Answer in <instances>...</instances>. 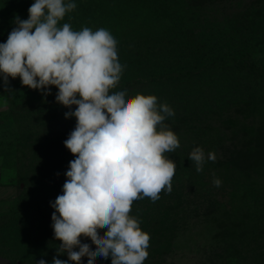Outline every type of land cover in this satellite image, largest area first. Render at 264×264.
<instances>
[{"label":"trees","instance_id":"obj_1","mask_svg":"<svg viewBox=\"0 0 264 264\" xmlns=\"http://www.w3.org/2000/svg\"><path fill=\"white\" fill-rule=\"evenodd\" d=\"M34 2L0 0V43L16 26L15 16L28 19ZM68 2L77 7L58 21V27L68 23L74 31L103 28L117 41L123 71L110 94L126 90V100L154 95L158 105L166 103L174 111L164 121L180 142L179 148L164 153L177 166L172 191L164 190L155 202L149 197L133 201L129 215L140 227L162 228L177 210L181 189H191L214 207L224 206L223 195L211 188L221 190L224 184L231 202L256 198L259 193L246 174L264 170V0H64ZM8 79L11 93L0 73V97L12 99L9 111L29 108L44 126L50 124L39 142L40 149L49 150L40 155L43 160L31 161L29 170L17 169L9 183L21 191L12 200L31 204L26 213L36 223L24 235L39 253L48 245L55 211L50 202L63 194L65 173L76 158L64 141L77 120L65 118L70 109L56 102L55 86H49L51 94L45 96L22 85L18 76ZM196 147L206 157L209 152L216 155L214 162L206 159L200 173L189 159ZM223 171L227 176L222 180L218 175ZM214 178L221 180L219 187ZM61 243L52 241L51 253H57L55 245Z\"/></svg>","mask_w":264,"mask_h":264},{"label":"clouds","instance_id":"obj_2","mask_svg":"<svg viewBox=\"0 0 264 264\" xmlns=\"http://www.w3.org/2000/svg\"><path fill=\"white\" fill-rule=\"evenodd\" d=\"M76 7L64 0H35L27 20L15 16L16 26L0 43V73L9 93V77H20L22 85L45 96L55 86L56 102L70 109L65 118L77 120L64 141L76 158L65 173L63 194L50 202L54 237L62 242L57 255L66 253L68 260L54 256L52 264H82L85 256L87 264H96L97 257H111V264H144L150 235L129 213L133 201L149 197L155 202L162 190L172 191L177 166L164 153L180 142L164 121L174 111L166 103L158 105L154 95L126 100V90L110 94L123 71L117 41L103 28L58 27ZM189 159L200 173L206 159L214 162L216 155L206 157L196 147ZM221 183L213 179L214 186ZM98 229L106 231L100 235ZM81 236L90 238L95 250L81 243Z\"/></svg>","mask_w":264,"mask_h":264},{"label":"rangeland","instance_id":"obj_3","mask_svg":"<svg viewBox=\"0 0 264 264\" xmlns=\"http://www.w3.org/2000/svg\"><path fill=\"white\" fill-rule=\"evenodd\" d=\"M11 100L10 96L0 97V183L14 181L17 169H31L30 162L43 160L40 155L49 151L40 149L39 142L47 135L50 124L44 126L29 108L14 106L18 109L9 111ZM246 175L258 191L257 197L239 196L231 202L226 184L221 190L211 188L223 195V207L212 206L191 189H181L182 199L175 203L177 210L162 228L140 227L150 235L144 264H264V170H252ZM226 176L227 171L218 175L222 180ZM29 207L25 199L0 200V259L4 264H36L41 259L52 264L54 256L68 260L66 253L57 255L49 249L52 241L59 242L52 225L47 247L37 253L40 248L33 247L30 237L24 235L36 223L33 215L26 213ZM105 231L98 229L100 235ZM79 239L95 250L90 238ZM81 260L87 264L88 257ZM96 264H111V257H97Z\"/></svg>","mask_w":264,"mask_h":264},{"label":"crops","instance_id":"obj_4","mask_svg":"<svg viewBox=\"0 0 264 264\" xmlns=\"http://www.w3.org/2000/svg\"><path fill=\"white\" fill-rule=\"evenodd\" d=\"M18 185L9 183H0V200H8L17 197L20 194ZM0 264H4L0 259Z\"/></svg>","mask_w":264,"mask_h":264}]
</instances>
